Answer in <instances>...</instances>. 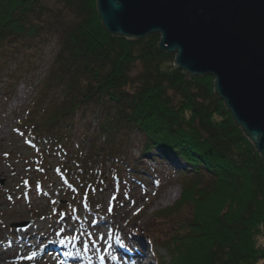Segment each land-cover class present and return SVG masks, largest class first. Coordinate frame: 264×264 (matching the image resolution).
<instances>
[{
  "label": "trees",
  "instance_id": "16d2710c",
  "mask_svg": "<svg viewBox=\"0 0 264 264\" xmlns=\"http://www.w3.org/2000/svg\"><path fill=\"white\" fill-rule=\"evenodd\" d=\"M51 38L58 52L18 125L48 160L70 156L68 174L82 198L94 200L92 189L98 192L109 179L107 165L121 162L122 146L139 136L143 158L156 153L153 158L185 165L180 170L188 181L175 209L190 211L181 230L174 228L169 264L264 263L257 243L264 159L217 96L215 78L186 77L175 68L176 55L159 47V34L111 35L96 0H0L1 96L12 95L11 81L24 71L29 51ZM79 121L86 134L74 153Z\"/></svg>",
  "mask_w": 264,
  "mask_h": 264
},
{
  "label": "rangeland",
  "instance_id": "374dc122",
  "mask_svg": "<svg viewBox=\"0 0 264 264\" xmlns=\"http://www.w3.org/2000/svg\"><path fill=\"white\" fill-rule=\"evenodd\" d=\"M57 52L55 38L49 39L38 52L34 49L29 51V62L22 65L24 71L11 81L15 88L12 95H0V238L6 242V246L0 245V254L5 258V262L0 264H59L61 257L68 258L63 248L60 252L46 251V261L39 260L37 253H33L34 257L29 259V250L22 243L16 244L17 249L12 248L17 243L15 240L20 241L25 237L24 233L39 227L42 230L56 227L59 232L58 245L75 247L78 257L95 254L105 258L104 263L96 259L92 264H136L139 259L127 262L126 258L127 255L136 257L139 252L148 258L146 264H160L159 259L155 258L156 254L162 262L169 264L172 253L168 245L173 237H177L174 228L181 230L179 224L189 216L190 211L186 208L177 214L175 209L184 192V183L188 181L181 174L180 169L185 167L181 160L162 161L156 158V153L153 154L155 158H143L142 140L136 136L131 144L122 146L117 155L121 162L114 160L107 165L104 176L109 181L98 191L96 210L93 211L85 206L81 195L72 188L74 186L68 176L70 164L66 161L70 156L58 154L47 160L40 153L42 147L19 129L18 116H23L35 98L39 97L41 82ZM140 72L141 68H137L135 74ZM25 75L26 79L21 81ZM92 120L90 116L87 118L88 123ZM84 127L82 121L77 123V140L70 147L74 153L80 148L82 136L86 134ZM132 168L138 172L132 171ZM173 193L177 194L174 198ZM127 204L131 206L130 209L126 208ZM125 221L139 222L126 233L128 251L122 252L127 255L118 252L111 256V250L104 243L115 237L112 230L115 225H122ZM103 222L112 225V229H97ZM20 224L29 226L15 227ZM260 230L262 233L257 243L264 248V226ZM76 239L81 243V250L77 247ZM82 241L89 242L86 249ZM20 245L24 248H19ZM13 250L14 255L20 253L22 257L13 259Z\"/></svg>",
  "mask_w": 264,
  "mask_h": 264
},
{
  "label": "water",
  "instance_id": "95a60500",
  "mask_svg": "<svg viewBox=\"0 0 264 264\" xmlns=\"http://www.w3.org/2000/svg\"><path fill=\"white\" fill-rule=\"evenodd\" d=\"M96 2L111 35L159 34L186 77H215L217 96L264 159V0Z\"/></svg>",
  "mask_w": 264,
  "mask_h": 264
},
{
  "label": "bare ground",
  "instance_id": "6f19581e",
  "mask_svg": "<svg viewBox=\"0 0 264 264\" xmlns=\"http://www.w3.org/2000/svg\"><path fill=\"white\" fill-rule=\"evenodd\" d=\"M215 78V77H214ZM3 97V96H2ZM24 116V115H23ZM22 115H19V117H23ZM19 122V120H18ZM153 158V157H149ZM176 193V192H174ZM172 198L176 197L177 194H174ZM168 195V194H166ZM85 206L90 209L95 211L96 208L89 202L85 203ZM127 209H130L131 206L127 204ZM3 223V222H2ZM139 224V222L135 223L133 221H125L122 225H115V227L112 229V225H110L108 222H103L101 223L97 229L99 228H110L114 231L113 234H115V237L113 239H108L104 245L106 248H109L110 255L115 256L118 252L125 254L124 252H127L126 248H128L129 243L127 242L126 239V233L128 232L129 229L136 227ZM40 228V227H39ZM39 228H35L32 231H28L27 233H24L23 235L25 237L22 238V233H20V237L22 238L20 241L15 240V244L12 245L13 249H17L18 245L16 244H21L25 246L29 251V257H34L33 253H37V258L39 260L46 261L45 257V252L54 250L56 252H60V249L63 248L65 251V255L68 256V258L61 257V260H59V264H92L96 259H98L100 262L104 263L105 258L103 257H98L95 254H90L86 255L84 257H78L75 253V247L73 246H59L57 243V240L59 238V232L56 231V227H53L51 230H42ZM0 245L6 246V242H4L0 238ZM77 247L81 250V243L76 239ZM92 245L94 246V241L92 242ZM23 246H19V248H24ZM89 246V244H88ZM11 247V245H10ZM124 251V252H122ZM131 252V251H130ZM15 250L12 251V258L13 259H20L22 254H15ZM127 255V254H125ZM128 258H126L127 262H131L134 259H139L136 264H146L148 261V258L144 256L142 252H139L136 254V257H133L131 255H127ZM141 258V260H140ZM110 259V257H108ZM0 262H5V258L1 256L0 254ZM95 264H98L95 262Z\"/></svg>",
  "mask_w": 264,
  "mask_h": 264
},
{
  "label": "snow or ice",
  "instance_id": "6c2138e0",
  "mask_svg": "<svg viewBox=\"0 0 264 264\" xmlns=\"http://www.w3.org/2000/svg\"><path fill=\"white\" fill-rule=\"evenodd\" d=\"M74 239H75V237H74ZM88 241H82V245H83V247L86 249L87 247H88ZM29 259H31L32 257H28Z\"/></svg>",
  "mask_w": 264,
  "mask_h": 264
}]
</instances>
